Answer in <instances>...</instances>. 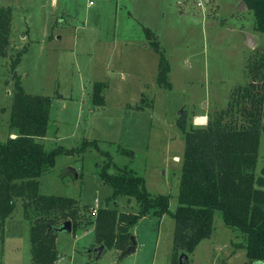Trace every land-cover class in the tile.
Instances as JSON below:
<instances>
[{"label": "rangeland", "instance_id": "1", "mask_svg": "<svg viewBox=\"0 0 264 264\" xmlns=\"http://www.w3.org/2000/svg\"><path fill=\"white\" fill-rule=\"evenodd\" d=\"M239 2L0 0V9H11L7 54L0 56V142L15 134L8 126L10 66L25 49L15 69L21 87L51 99L49 129L39 142L45 151L74 150L57 156L53 169L38 179L40 194L76 199L90 207L82 215L89 218L112 194L99 176L110 162L109 174L126 167L145 178L152 196H168L173 213L185 146L178 118L185 117L187 129L206 127L194 116H205L208 123L226 110L233 90L248 84V62L264 53V34L254 30L252 12ZM247 34L253 48L245 44ZM154 40L160 53L150 45ZM161 54L170 66L171 89L156 84ZM100 82L105 105L98 107L92 93ZM261 138L257 175L264 167V134ZM108 207L137 212L136 202L122 196ZM174 227L171 215L147 218L135 230L140 252L123 257L116 250L101 256L91 250L92 226L85 235L83 228L58 233L54 264H170ZM29 228L19 202L0 231V264H31ZM244 238L215 212L212 237L197 246L189 264L247 263L235 246Z\"/></svg>", "mask_w": 264, "mask_h": 264}, {"label": "trees", "instance_id": "2", "mask_svg": "<svg viewBox=\"0 0 264 264\" xmlns=\"http://www.w3.org/2000/svg\"><path fill=\"white\" fill-rule=\"evenodd\" d=\"M254 18V30L264 34V0H242ZM11 9H0V56L6 57ZM147 38L151 31L146 30ZM159 53V42H150ZM22 49L10 66L13 72V95L8 126L15 137L0 142V231L19 202L23 218L30 224L31 264H54L58 229L70 221L71 232L93 226L95 243L91 250L103 246L116 250L123 257L131 245L132 227L141 218L171 215L175 221L173 256L170 264H180L179 256L194 254L197 246L213 234L215 212L221 214L226 227L239 231L244 238L236 248L244 250L248 264H264V167L256 173L261 136L264 134V53L248 62V84L236 87L226 110L209 118L206 127L187 129L185 117L177 120L185 143L180 170L178 206L169 211V197L152 196L144 177L128 168L109 174V164L102 167L100 178L112 188L107 202L126 197L136 202L137 212H119L97 208L91 217L82 215L89 209L73 198L41 195L39 178L55 166L60 155L74 150L58 147L45 151L44 139L50 122L51 99L31 95L21 87L16 67L25 54ZM156 84L171 89L170 66L160 55ZM92 102L105 105L103 85H93ZM81 151V150H79ZM123 154L132 152L122 150ZM93 212V211H91ZM103 250V252H104ZM182 264H189L185 261Z\"/></svg>", "mask_w": 264, "mask_h": 264}, {"label": "water", "instance_id": "3", "mask_svg": "<svg viewBox=\"0 0 264 264\" xmlns=\"http://www.w3.org/2000/svg\"><path fill=\"white\" fill-rule=\"evenodd\" d=\"M239 8H241V9L244 8L245 9V5H244L243 2L239 3ZM245 44L248 45L250 48H253V46L255 44V41H254V39L252 38V36L250 34H247ZM67 232H71V223H70V221H66V223H64L58 229V233H67ZM131 242H132V245L128 249H126L124 251L125 255L134 251V246L136 244L134 236L131 237ZM94 250H95V252L98 253L99 256H101L103 254L102 252H103L104 248H103V246H100L98 248H95ZM188 260H189L188 255L182 254L180 256V258H179V263L182 264L183 262L188 261ZM244 264H248V263H244Z\"/></svg>", "mask_w": 264, "mask_h": 264}, {"label": "crops", "instance_id": "4", "mask_svg": "<svg viewBox=\"0 0 264 264\" xmlns=\"http://www.w3.org/2000/svg\"><path fill=\"white\" fill-rule=\"evenodd\" d=\"M205 2L207 3L208 2V0H205ZM240 3V2H239ZM11 37V36H10ZM205 126V125H204ZM14 137H15V134H12ZM93 213H94V210H93ZM165 216V215H164ZM164 216H162L161 218H160V221L162 220V218L164 217ZM149 217H151V215H148V216H145V217H143V218H141V220L134 226V227H132V229H131V233L134 235V236H136V234L137 233H135V230H136V228L138 227V225L139 224H141V222L142 221H144V220H146L147 218H149ZM7 222V221H6ZM5 225H6V223H5ZM93 227V226H92ZM92 232V231H91ZM70 233H72V232H70ZM88 233V230H87V228H85L84 229V234L83 235H85V234H87ZM92 234L94 235V231L92 232ZM212 237V236H211ZM207 240V239H206ZM204 241V240H203ZM202 241V242H203ZM135 242H136V244H135V246H134V251L133 252H130V253H136V252H140L139 250L141 249V247H142V244H139L138 243V237L136 236L135 237ZM94 243H95V235H94ZM93 243V244H94ZM93 244H91V245H93ZM90 245V244H89ZM239 250H241V249H239ZM195 251H196V249H195ZM244 251V250H243ZM117 253H119V252H117ZM129 253V254H130ZM244 253H245V251H244ZM120 254V253H119ZM126 255H128V254H126ZM125 256V255H124Z\"/></svg>", "mask_w": 264, "mask_h": 264}, {"label": "bare ground", "instance_id": "5", "mask_svg": "<svg viewBox=\"0 0 264 264\" xmlns=\"http://www.w3.org/2000/svg\"><path fill=\"white\" fill-rule=\"evenodd\" d=\"M193 120L196 121L195 123L200 126L205 125L207 123L206 117L201 115L194 116Z\"/></svg>", "mask_w": 264, "mask_h": 264}, {"label": "built area", "instance_id": "6", "mask_svg": "<svg viewBox=\"0 0 264 264\" xmlns=\"http://www.w3.org/2000/svg\"><path fill=\"white\" fill-rule=\"evenodd\" d=\"M92 4H93V2H92V1H90V2H89V5H92ZM206 125H207V124H206ZM206 125H205V126H206ZM94 212H95V210H94Z\"/></svg>", "mask_w": 264, "mask_h": 264}]
</instances>
